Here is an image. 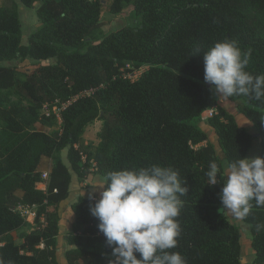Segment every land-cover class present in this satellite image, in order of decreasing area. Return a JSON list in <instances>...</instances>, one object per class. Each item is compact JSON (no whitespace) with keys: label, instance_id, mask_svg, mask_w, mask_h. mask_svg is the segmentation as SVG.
<instances>
[{"label":"trees","instance_id":"1","mask_svg":"<svg viewBox=\"0 0 264 264\" xmlns=\"http://www.w3.org/2000/svg\"><path fill=\"white\" fill-rule=\"evenodd\" d=\"M19 2L27 8L40 3V26L27 44ZM127 7L136 21L104 33L102 15ZM226 38L251 50L247 71L264 74V0H15L0 9L3 264H60L59 207L70 195L74 173L82 180L90 174L104 180L109 171L151 165L172 166L188 189L181 197V235L169 251L180 252L187 264H242L241 228L218 211L223 179L218 173L220 182L210 186L206 177L211 162L223 172L230 161L248 157L254 144L255 135L204 81L203 52ZM27 59L35 62L21 75L5 63ZM144 66L138 79L129 77ZM231 99L257 126L264 157V102ZM54 107L61 129H38L39 123L59 119ZM210 109L215 112L207 124L218 137L219 152L201 126ZM95 120L102 121L98 144L84 137ZM42 156L54 163L48 179L38 170ZM252 204L243 221L250 225L253 264H264V227L257 230L264 226V207ZM19 206L35 208L33 226ZM89 206L88 195L71 205L75 220L67 235L72 246L65 252L67 264L115 259ZM26 227L31 229L18 243L14 232Z\"/></svg>","mask_w":264,"mask_h":264},{"label":"clouds","instance_id":"2","mask_svg":"<svg viewBox=\"0 0 264 264\" xmlns=\"http://www.w3.org/2000/svg\"><path fill=\"white\" fill-rule=\"evenodd\" d=\"M203 58L204 81L212 86L214 96H245L264 102V74L246 70L251 50L242 51L235 40L226 38L204 51ZM218 173L223 179L221 215L227 212L243 220L249 216L253 201L256 207H264V157L239 156L223 172L213 161L206 172L208 185L220 182ZM97 187L101 189L99 198L95 192L88 193L89 210L112 246L115 259L109 264H187L180 252L169 251L177 247L181 235V197L188 192L178 170L160 165L113 170L93 185Z\"/></svg>","mask_w":264,"mask_h":264},{"label":"rangeland","instance_id":"3","mask_svg":"<svg viewBox=\"0 0 264 264\" xmlns=\"http://www.w3.org/2000/svg\"><path fill=\"white\" fill-rule=\"evenodd\" d=\"M15 0H0V9L2 8H9L12 6ZM19 11H20V17L22 21V29H23V44H27L28 38L30 34L40 26V20L37 15V10L40 6V3H36L34 7L32 8H27L25 7L22 3L19 2ZM136 21L135 17L133 16V13L131 11L130 7L125 8L122 12H120L117 15H113L110 13H104L102 15V31L104 33L109 32L110 30L120 27L125 24H133ZM55 59H51V62H53ZM35 61L32 59H27L26 61H17L13 60L10 62H5L6 64H9L11 66H15L18 69L19 74H23L26 69ZM43 64H46V61H41ZM148 68V66H144V68L139 69L138 71L134 73H130L129 77L132 79L136 80L138 77L142 74L143 71H145ZM29 69H32V67H29ZM220 104L226 108L228 111L232 112L235 114L237 121L239 122L240 125L247 127L250 133L254 134V144L251 149V151L248 154V157H254V156H259L260 155V133L257 128L249 119H247L244 115L240 114L238 111V107L236 103L231 99H224V98H219ZM58 111V108H57ZM204 122H202L201 126L202 128L208 132L209 134V139L212 141L216 148L217 151L219 152L221 150L219 142H218V137L214 131V129L207 124V118H209V111L204 112ZM208 116V117H207ZM61 123L62 121L60 119L56 120L55 122L52 123V125H45L39 123L37 128L42 129L46 132H52L56 129H61ZM102 127V121L101 120H95L94 122L90 123L84 133V137L88 143H93V144H98L99 138H98V133ZM64 159L65 162L69 164L67 158H66V151H64ZM227 165L225 166V168ZM92 182L89 183L92 187L93 185H96L100 182H102L101 179H99L96 174H93L92 177ZM81 179L74 173L73 174V180L71 187L77 188L79 185L77 184ZM41 188H44L40 184ZM94 192L96 193V196L99 197L101 189L94 188ZM89 192V190H85V192ZM19 209L21 212L26 216L27 220L32 223V226L34 225V216L32 213L35 212V208H28V207H22L19 206ZM68 210V209H67ZM67 210H60L59 207V213L62 214V219H63V232L61 237L59 238V244H58V261L60 264H67L66 263V255L65 252L67 249L72 247L68 242L67 235L70 234V230L72 228L71 225V216L68 214ZM226 216L228 219L232 222L240 226L241 232H242V237H241V242L243 244V258H242V264H253L254 260V251L251 247V231H250V225L245 223L243 220H236L232 218L227 212H225ZM31 227H26L22 230H18L17 232H14V235L16 236V241L19 243L22 241L21 235L25 231L30 230Z\"/></svg>","mask_w":264,"mask_h":264},{"label":"crops","instance_id":"4","mask_svg":"<svg viewBox=\"0 0 264 264\" xmlns=\"http://www.w3.org/2000/svg\"><path fill=\"white\" fill-rule=\"evenodd\" d=\"M54 166V163H53V160L48 157V156H42L41 160H40V164H39V167H38V170L45 173H50L52 168ZM99 177V179H101L103 181V179L99 176V175H96ZM93 177V174H90L87 178L85 179H81V181H79L77 184L79 185L77 188L75 187H71L70 188V195L69 197L62 201L60 203V210L63 209L64 211L67 210L68 211V214L71 216V225L74 223V220H75V215H74V212L72 211V208H71V205L74 201L77 200V197L80 196V195H84V196H87L89 192H94V188L89 184L92 182V178ZM85 190H89V192H85ZM16 193L19 195V196H22L24 194V192L22 190H17ZM96 194V193H95ZM24 207V206H22ZM61 215V220H60V235L58 237V239L61 237L62 235V232H63V219H62V214Z\"/></svg>","mask_w":264,"mask_h":264},{"label":"built area","instance_id":"5","mask_svg":"<svg viewBox=\"0 0 264 264\" xmlns=\"http://www.w3.org/2000/svg\"><path fill=\"white\" fill-rule=\"evenodd\" d=\"M66 105H63V107H65ZM54 111L56 112V114H57V116L59 117V119H60V115H59V110L57 111V107H54ZM209 111V117H211L213 114H214V112H215V110L214 109H210V110H208ZM48 113L49 112H47V115H48ZM208 117V116H207ZM203 118H204V116H203ZM205 119V118H204ZM48 177H49V173H47V172H45V173H43V178L44 179H48ZM44 188H46V184L45 183H42L41 184ZM32 215L34 216L35 215V213H32Z\"/></svg>","mask_w":264,"mask_h":264},{"label":"water","instance_id":"6","mask_svg":"<svg viewBox=\"0 0 264 264\" xmlns=\"http://www.w3.org/2000/svg\"><path fill=\"white\" fill-rule=\"evenodd\" d=\"M209 86H210V84H209Z\"/></svg>","mask_w":264,"mask_h":264}]
</instances>
